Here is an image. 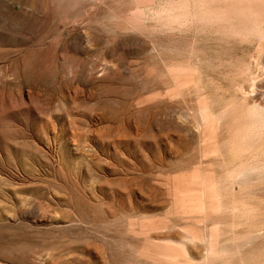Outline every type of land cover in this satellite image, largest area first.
<instances>
[{
  "label": "rangeland",
  "instance_id": "obj_1",
  "mask_svg": "<svg viewBox=\"0 0 264 264\" xmlns=\"http://www.w3.org/2000/svg\"><path fill=\"white\" fill-rule=\"evenodd\" d=\"M193 1L124 19L134 0H0V264H160L153 245L184 247L179 264H264V33L198 25ZM168 56L193 89L145 74ZM194 175L207 209L190 220L164 192Z\"/></svg>",
  "mask_w": 264,
  "mask_h": 264
},
{
  "label": "bare ground",
  "instance_id": "obj_2",
  "mask_svg": "<svg viewBox=\"0 0 264 264\" xmlns=\"http://www.w3.org/2000/svg\"><path fill=\"white\" fill-rule=\"evenodd\" d=\"M179 1V0H178ZM226 0H196V4L195 2L193 1L192 3H194L193 5L196 7L194 8L195 9V12L193 11V13L191 14H194L193 18H194V22L195 23H198V25H201V24H204L205 27H214L217 29L220 28V31H222L221 29L225 27H227V25L229 24L230 26L229 27H235V30L237 29L238 32L240 30L239 33H242V31L245 32V29L247 30L245 33L247 34L248 30H250V33L253 31V32H259L258 36H260V34H263L264 33V29L260 26L259 27V24H263L264 22V0H245V2H243L241 0V3L240 1H237L238 3L240 2L241 5L242 4H246L244 5V8L242 6L240 7H236V10H232L230 9V7H226L227 4L225 2ZM155 2V0H134V11L131 12V13H128L127 11H124V12H127L126 14L123 15L124 19H136L138 17H140L141 15V11H140V8L143 7V6H146V5H151ZM177 2V0H176ZM182 2V1H180ZM184 2V0H183ZM169 3V2H167ZM175 3V1L173 2ZM172 3V4H173ZM185 3H187L185 1ZM189 3V2H188ZM178 6H180L182 3H177ZM180 4V5H179ZM226 4V5H225ZM176 5V4H174ZM185 5V4H184ZM170 7V6H169ZM180 7H183L180 6ZM178 7V8H180ZM192 7V6H191ZM161 8V7H160ZM159 8V9H160ZM167 8V7H166ZM172 7H170L171 9ZM129 9V8H128ZM163 9V8H161ZM173 9V8H172ZM190 9V8H189ZM188 9V10H189ZM131 10V9H130ZM183 10V9H181ZM187 10V9H185ZM231 10V11H230ZM129 11V10H128ZM167 11V10H166ZM173 12V10H171ZM174 11H175V8H174ZM177 11V10H176ZM180 11V10H179ZM184 11V10H183ZM182 11V12H183ZM191 11V10H190ZM123 12V13H124ZM168 12H170L168 10ZM186 12V11H185ZM162 13V11H161ZM187 13V12H186ZM189 13V12H188ZM169 14V13H168ZM181 14V13H179ZM179 14H172V16L170 17L169 16V19L171 18L173 21H182L180 20V16ZM190 14V15H191ZM121 15V14H120ZM166 15V14H165ZM189 15V16H190ZM168 16V15H167ZM165 16V19L166 17ZM186 16V15H185ZM184 14H181V17L184 19L185 18ZM187 17V20H188V15L186 16ZM122 18V16H121ZM168 18V17H167ZM192 18V17H190ZM192 18V19H193ZM170 19V20H171ZM186 19V18H185ZM184 19V20H185ZM171 20V21H172ZM183 20V21H184ZM168 20V22H171ZM163 22H167V21H163ZM192 22V21H191ZM182 23V22H181ZM200 23V24H199ZM127 24V23H126ZM170 24V23H169ZM173 24V22H172ZM180 25V23H179ZM193 25V24H192ZM202 25V26H204ZM233 25V26H231ZM137 29L138 27L142 26L141 24L140 25H134ZM138 26V27H137ZM130 27V26H129ZM134 27V28H135ZM143 27V26H142ZM201 27V26H200ZM233 27V29H234ZM141 28V27H140ZM198 28V27H197ZM141 28L140 30L143 32V29ZM210 29V28H209ZM212 29V28H211ZM227 29V28H226ZM139 30V31H140ZM208 30V29H207ZM229 30V29H228ZM233 30L235 33H237V31ZM242 30V31H241ZM226 31V30H225ZM232 31V30H231ZM229 30V33L231 32ZM219 32V31H218ZM224 32V31H223ZM228 33V32H227ZM249 33V34H250ZM146 35V34H145ZM236 35V34H235ZM238 35V34H237ZM253 36V35H251ZM261 36H264V35H261ZM255 37V36H254ZM258 38V37H257ZM162 59V58H161ZM188 61V60H187ZM184 59H179L178 57L175 58V57H172V56H168V57H164V59H162V61H160V66L157 68L156 66H150V67H145L144 68V72L145 74L148 76V75H158L157 78H159L160 80L159 81H162L164 83H167L168 87H169V90H168V87H167V90L168 91L167 93L169 92H175L177 90H182V89H185V88H190L192 87L193 89V85H194V82H193V70H191L188 62ZM195 86V85H194ZM191 89V90H192ZM195 89V88H194ZM186 90V89H185ZM189 90V89H188ZM190 91V90H189ZM179 92V91H178ZM166 93V92H165ZM255 105V104H254ZM196 111L199 113V121H200V127H199V131H198V149H199V154L200 156L201 155H212V154H215L216 153V150H217V139L215 137V130L213 128V117H212V114L209 110V108L207 107V105L204 103V102H198L196 104ZM253 109V108H252ZM261 110V109H260ZM243 111V110H242ZM241 112V111H240ZM259 112V111H258ZM249 114V113H248ZM247 115V114H245ZM254 115V114H253ZM243 116V115H242ZM256 116L258 117V115L256 114ZM221 117V116H220ZM233 117H235L233 115ZM240 117V116H238ZM245 117V116H244ZM255 117V116H254ZM253 118V117H252ZM260 118V116L258 117V119ZM232 119V118H230ZM236 119V117H235ZM240 119H243V117H241ZM248 119V118H247ZM251 119V118H250ZM258 119L256 120V122L258 121ZM246 120V119H245ZM198 121V122H199ZM228 121V120H227ZM234 121V119L232 120V122ZM255 121V120H253ZM261 121V120H260ZM231 122V123H232ZM240 123V121H238ZM242 122V121H241ZM245 122V121H244ZM250 122V121H249ZM234 123V122H233ZM260 123V122H259ZM248 124V123H247ZM251 124V123H249ZM258 124V123H257ZM230 125V124H229ZM236 125H239V124H236ZM240 125H243V122L242 124ZM260 125V124H258ZM246 126V125H245ZM226 127H227V124H226ZM231 127V126H230ZM229 127V128H230ZM234 127V126H233ZM232 127V128H233ZM236 127V126H235ZM238 127V126H237ZM240 127V126H239ZM238 127V128H239ZM249 127V125H248ZM256 127V126H255ZM259 127V126H258ZM222 128V127H221ZM224 128V127H223ZM243 128V127H242ZM226 129V128H225ZM241 129V127H240ZM245 129V128H244ZM247 129V127H246ZM254 128H252L253 130ZM259 129V128H258ZM233 131L231 133H228V134H231L230 135V138L236 140L237 138V134H238V130H235V129H232ZM249 130V129H248ZM256 130V128H255ZM243 131V129H242ZM241 131V132H242ZM246 131V130H245ZM251 131V130H250ZM249 131V132H250ZM218 132V131H217ZM229 132V131H228ZM257 132V131H256ZM255 132V134H257ZM245 133V132H244ZM225 134V133H224ZM242 134V133H241ZM243 135V134H242ZM253 134H251L250 137H252ZM246 134H245V140L244 142H246ZM248 136V137H249ZM241 137V136H240ZM261 137V136H260ZM229 138V139H230ZM242 138V137H241ZM239 138V139H241ZM248 140V139H247ZM254 140V139H252ZM230 141V140H229ZM232 141V140H231ZM238 141V139L236 140V142ZM240 141V140H239ZM238 141V142H239ZM253 142V141H252ZM230 143V142H229ZM232 143V142H231ZM235 143V142H234ZM233 143V145H234ZM240 143V142H239ZM243 143V142H242ZM261 143V142H260ZM197 145V144H196ZM236 145V144H235ZM234 145V146H235ZM239 145V144H238ZM253 146V144H252ZM197 149V148H196ZM234 149V148H233ZM232 149V150H233ZM234 151V150H233ZM247 151V150H246ZM196 152V151H195ZM238 152V151H237ZM249 152V151H248ZM214 158V157H213ZM207 160V159H206ZM215 161V160H212V162ZM238 165V164H237ZM258 166V165H257ZM238 168V167H237ZM241 168V167H240ZM243 169V168H242ZM237 170V169H236ZM235 170V171H236ZM241 170V169H240ZM236 171V172H244L243 170L241 171ZM233 174V173H232ZM238 174V173H237ZM236 174V175H237ZM242 175V173H240ZM239 174V175H240ZM240 175V176H241ZM197 175H194V177H189V178H185V179H174L172 181V184L170 186V188L168 189V191H163L164 193H166V195H168V199L171 200L172 202V205H173V209L176 213H179L181 215H185V217L188 219V215L187 214H190L191 212H194V211H198V210H201V209H207V207H203V206H206L204 202V200L202 201L203 199V194H205L206 192V188L207 186L209 185H206V188H203L204 187V183H203V180H202V177L199 176L201 179L195 177ZM204 179V178H203ZM206 179V178H205ZM206 181H208L206 179ZM169 185V184H168ZM165 188V187H164ZM226 188V187H225ZM205 189V190H204ZM211 189V188H210ZM209 189V190H210ZM167 190V189H165ZM208 190V189H207ZM213 194V188L211 190L213 191H209ZM226 190V189H225ZM204 192V193H203ZM223 192V190H222ZM212 194H209V195H212ZM224 194V193H223ZM208 195V196H209ZM215 195V194H214ZM212 195V196H214ZM164 196V195H163ZM211 196V197H212ZM219 196V195H218ZM166 197V196H165ZM210 197V196H209ZM215 197H217L215 195ZM214 197V198H215ZM224 197V196H223ZM204 198H205V195H204ZM206 198L208 199L207 195H206ZM210 199V198H209ZM212 200V198H211ZM215 200V199H214ZM212 200V201H214ZM217 200V198H216ZM211 201V202H212ZM232 201V200H231ZM234 201V200H233ZM236 201V200H235ZM239 201V200H238ZM209 202V200L207 201ZM211 202L209 203L208 206H210ZM215 202V201H214ZM237 202V201H236ZM232 203V202H231ZM240 203V202H239ZM212 205V204H211ZM236 205V203H235ZM237 206V205H236ZM169 207V206H168ZM212 207V206H210ZM211 209V208H210ZM236 209V208H235ZM208 212L207 210L204 211L203 213H206ZM196 213H193L192 216H195ZM187 215V216H186ZM191 216V215H190ZM191 216V217H192ZM179 217V216H177ZM184 217V216H183ZM184 217V218H185ZM180 218V217H179ZM193 218V217H192ZM191 218V219H192ZM190 219V217H189ZM190 219V220H191ZM186 220V219H185ZM189 220V221H190ZM204 232V231H203ZM201 233V232H200ZM198 235V234H197ZM198 236H201L200 234ZM203 236V235H202ZM153 245L151 242H145V245ZM154 246V249L151 250V249H147L148 250V253H155L154 256H151L150 258L153 259L154 261L160 263V264H179V263H176V261H174L172 259V257L174 258H182L183 255L186 256V250L184 247L182 246H179V247H175V246H171V245H153ZM147 256H150L149 254H147ZM181 261H184V260H181ZM190 261V260H189ZM182 263V262H181Z\"/></svg>",
  "mask_w": 264,
  "mask_h": 264
}]
</instances>
